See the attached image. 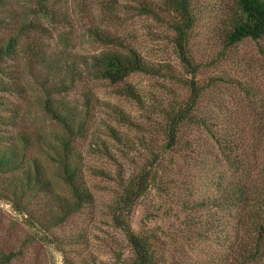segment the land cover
Instances as JSON below:
<instances>
[{
	"label": "rangeland",
	"instance_id": "obj_1",
	"mask_svg": "<svg viewBox=\"0 0 264 264\" xmlns=\"http://www.w3.org/2000/svg\"><path fill=\"white\" fill-rule=\"evenodd\" d=\"M190 1L194 22L186 51L197 67L194 81L201 91L192 114L204 124L183 127L173 152L164 149L165 112L184 103L190 75L178 58L166 0H48L44 15L34 0H7L0 10L7 24L0 38L13 34L16 20L33 24L19 38L17 52L1 64L21 88L18 94L0 93L8 109H0V137L25 135L27 156L40 162L51 182L47 191L31 189L20 195L17 189L15 197L7 186L11 175L0 174V253L13 255L8 264L128 261L132 253L112 220L115 200L128 177L154 157L159 159L158 186L130 209L131 230L156 239L154 264L211 260L214 242L186 223V209L193 207L189 193L195 194L198 185L207 189L211 177L225 170L217 162L216 140L237 134L249 145L252 133L264 127L254 116L264 113V37L228 47L224 32L233 0ZM95 32L116 38L121 46L97 39ZM126 49L135 52L147 72L117 84L94 74L93 55ZM66 66L77 73L72 84ZM8 78L0 76L2 81ZM125 86L138 94V101L121 94ZM44 91L52 92V99L82 123L70 146L88 198L79 211L65 216L61 208L66 201L71 205L72 198L48 148L49 143L60 147L54 141L64 131L44 112ZM10 109L17 111L15 124H10Z\"/></svg>",
	"mask_w": 264,
	"mask_h": 264
},
{
	"label": "trees",
	"instance_id": "obj_2",
	"mask_svg": "<svg viewBox=\"0 0 264 264\" xmlns=\"http://www.w3.org/2000/svg\"><path fill=\"white\" fill-rule=\"evenodd\" d=\"M6 2L7 0H0V10ZM34 2L38 13L44 15L49 12L48 0ZM233 5L224 32L225 45L230 47L246 39L256 41L263 38L264 0H233ZM166 6L173 14L171 29L178 58L190 75L185 84L188 95L184 103L165 112L164 149L173 152L178 147L179 134L183 127L190 124L203 125L204 122L201 119L196 120L192 114L201 91L194 81L197 67L192 64L186 51L188 32L194 22L191 1L166 0ZM6 25L0 19V29H5ZM32 28L31 22H26L25 19L16 20L13 34L0 38V76L9 77L2 71L1 64L17 52L19 38L25 37ZM94 36L107 44L121 46L116 38L108 35L95 32ZM126 50L124 53L112 51L93 55L91 68L94 74L110 84H117L132 74L147 72L145 64L135 52ZM65 70L69 84H72L77 73L71 68L68 69V66ZM64 82L65 80L62 84ZM17 83V78H8V81L0 79V93L18 94L21 87ZM60 88L62 87L57 91ZM44 92V112L64 131V136L54 141L60 147L56 148L49 143L48 148L54 152L56 158L53 161L59 178L72 198L71 205L66 201L61 208L65 216L69 212L79 211L88 198L79 183V170L74 163L70 146V138L75 135L74 131L80 130L82 123L75 120L72 110L52 99V92ZM121 94L138 101V94L130 86L123 87ZM260 107L264 110V103ZM0 109H7L1 97ZM10 110L14 113L10 124H15L17 111ZM254 116L260 125L264 123V113L258 112ZM251 138L249 145L237 134L232 139H227L228 141L216 140L220 159L217 162L225 170L219 171L218 176L211 177L207 189L198 185L195 194L189 193L193 199V207L186 209L190 212L186 219L187 226L198 232V236L211 239L216 247L212 251L211 260L206 264H264V127L253 132ZM29 146L27 137L19 132L10 139L0 137V174L11 175L7 186L15 197L17 189L21 191L20 195L31 189L42 192L47 191L51 183L44 177V167L40 162L27 156ZM158 163L159 159L154 157L137 173L130 175L121 185V194L115 200L116 209L112 213V220L122 231L132 253L131 258L122 264H154L156 261V239L142 231L134 233L129 226L128 214L146 191L152 186H158ZM172 163L171 160L170 165ZM12 257L10 253H0V264H8Z\"/></svg>",
	"mask_w": 264,
	"mask_h": 264
}]
</instances>
